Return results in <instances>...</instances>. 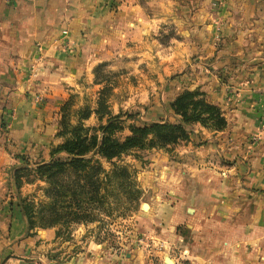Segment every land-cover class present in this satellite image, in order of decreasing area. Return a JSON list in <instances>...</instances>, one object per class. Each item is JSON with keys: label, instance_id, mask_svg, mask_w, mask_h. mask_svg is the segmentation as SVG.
I'll return each instance as SVG.
<instances>
[{"label": "crops", "instance_id": "obj_1", "mask_svg": "<svg viewBox=\"0 0 264 264\" xmlns=\"http://www.w3.org/2000/svg\"><path fill=\"white\" fill-rule=\"evenodd\" d=\"M163 28L178 36L171 39L172 62L206 63L199 70L190 67L184 81L173 85L171 101L183 89L198 87L221 108L227 124L214 130L193 123L189 138L170 147L177 160L157 183L171 195H152L148 203L155 214V226L143 232L150 249L114 250L77 232V242L58 261L56 228L28 231L20 203L12 200L0 208V264H163L166 251L161 254L156 244L168 249L170 264H178L173 254L189 258L187 264H264V245H238L264 240V214L237 220L245 227L230 234L202 230L199 220L208 221V205L218 212V205L236 210L246 203L249 211L262 206L264 212V0H118L116 8L101 0H0V179L23 158L49 159L59 105L70 87L92 80L97 60L115 56L119 48L145 61L154 51L144 54L143 48L159 45L153 34ZM165 109L171 110L170 102ZM191 196L203 201L187 219ZM162 206L169 207L165 219ZM186 220L199 230L189 239L174 232ZM163 221L169 230L158 227ZM225 237L234 238L235 246L224 247Z\"/></svg>", "mask_w": 264, "mask_h": 264}, {"label": "rangeland", "instance_id": "obj_2", "mask_svg": "<svg viewBox=\"0 0 264 264\" xmlns=\"http://www.w3.org/2000/svg\"><path fill=\"white\" fill-rule=\"evenodd\" d=\"M101 2L109 8H116L118 4V0H101ZM176 36L175 31L171 28H163L154 33L153 37L157 39L159 45L154 46L153 50L143 48L144 54L147 51L149 53L154 51L153 56L144 57L145 61L136 62L134 61L135 53L129 52V55L125 56V53L121 52L119 48L114 50L115 56L109 59L97 60L91 68L92 80L87 82L86 79H83L77 82V84L83 83L82 87L76 85L70 87L72 90L59 105L57 119L51 122L53 133L48 143L49 159L51 158V149L61 144L66 138L71 137L75 131L87 136L96 135L100 138L103 134L101 127L112 121L114 128L109 134L115 139L122 140L131 133L132 126L139 125L143 121L168 120L176 122L178 117L174 114L172 108V112L165 109V105L172 102L173 85L184 81L183 77L189 75L188 69L190 67H196L199 70L206 65L203 62H172L171 39ZM192 50L197 49L192 48ZM126 58L129 59L128 62L125 61ZM208 65L210 64L208 63ZM194 76L196 79L200 78L199 74H197V77L196 74ZM195 89L206 94L198 87L191 90ZM171 146L134 148L118 158H113L111 161L101 158L96 152H89L86 156L99 159L106 171L111 170V162L127 164L128 170L134 179L135 187H128L126 179H123V181L122 179H117L118 181L114 179L112 184H106L105 190L101 191L107 196L104 204L98 205L95 203V205H87V208H84L89 214L86 220L70 221V223L62 222L60 225L55 226V232L60 238V243L53 250V255L56 257L54 259L62 261L66 257L67 253L70 252L67 251V247L77 242V232L85 236L91 235L99 243H103L104 246L114 250L119 247L125 250L131 248L150 249L151 244L147 242L148 239L143 232L148 230L147 227L150 225L155 226V222L152 221L151 217L155 214L150 209L144 210L142 203L152 202V197L155 195L158 198L162 195H171L168 187L161 190L159 187L161 184L157 183L158 178H161V180L168 178L167 176L159 177V174L171 172V160H177V157L171 155ZM58 156L59 158H66L64 154ZM40 162L45 161H33L28 157L23 158V161L15 168L11 165L12 168L10 167L7 171L8 175H2L4 179H0V208L3 203L7 204L12 200H17L16 203L18 204L24 199L33 200L34 202L47 200L44 187L48 183L35 172V167ZM69 178L71 176L67 172L60 176V181L65 184ZM143 186L148 187L146 189H150V191L144 190ZM224 196L226 197V195ZM202 201L203 199L199 197L191 196L189 198L188 208H185L187 219L194 217L195 209L200 208ZM228 201L230 200L228 199ZM258 201L260 200L256 201L257 204H259ZM209 207V205L206 206L207 209L205 210L208 221L204 220V217H199V220H201L200 229L211 232L219 229L225 234H230L235 230H243L245 223L241 222L240 228L237 220L243 221L251 214H264L262 206L259 211L254 213L249 211L246 203L236 210L226 209L227 207L224 208L223 205H218L219 213L216 212L214 207ZM65 210L67 209L65 208ZM168 214L169 207L162 206L160 216L165 219ZM192 225V222L186 220L177 225L175 231H173L176 235L189 239L192 234L199 231L198 228ZM158 227L168 228L165 221L159 222ZM256 229L259 230V228ZM261 231H263V228H261ZM224 240V247L231 248L235 246L236 240L234 238L225 237ZM203 241L207 245L214 242V240L209 239ZM216 241L221 240L217 239ZM188 243H191V241H188ZM81 245L80 243L79 246ZM156 245L161 254L166 251L165 258H170L168 249L160 244ZM238 245L253 246L257 250H262L264 240L263 237H257L253 242H243L241 240ZM178 249L176 251H179ZM173 253L171 252V254ZM173 255L175 259H178V264H187L190 261L186 256ZM260 256L264 257V255H259V259L262 261L263 258H260ZM165 258L162 263L170 264L165 261Z\"/></svg>", "mask_w": 264, "mask_h": 264}, {"label": "trees", "instance_id": "obj_3", "mask_svg": "<svg viewBox=\"0 0 264 264\" xmlns=\"http://www.w3.org/2000/svg\"><path fill=\"white\" fill-rule=\"evenodd\" d=\"M170 107L178 117L176 122L143 121L132 126L131 133L118 140L109 134L114 128L111 121L101 127L103 134L100 138L75 131L52 148L51 158L35 167L36 174L48 183L44 187L47 200L20 201L28 231L55 227L62 222L86 220L89 214L84 208L95 203L104 204L107 196L101 191L114 179H126L128 187H135L127 164L111 162V170L106 171L99 159L86 156L89 152H96L101 158L111 161L134 148L166 147L188 139L193 123L214 130L223 129L227 124L221 108L196 89L182 90L174 97ZM59 154H64L66 158H59ZM67 172L71 178L62 184L60 176ZM82 207L84 210H81Z\"/></svg>", "mask_w": 264, "mask_h": 264}, {"label": "water", "instance_id": "obj_4", "mask_svg": "<svg viewBox=\"0 0 264 264\" xmlns=\"http://www.w3.org/2000/svg\"><path fill=\"white\" fill-rule=\"evenodd\" d=\"M142 208H143L144 210H148V208H149V204H148L147 202H143V203H142ZM165 261L168 262V263H172V261H171L169 258H165Z\"/></svg>", "mask_w": 264, "mask_h": 264}, {"label": "built area", "instance_id": "obj_5", "mask_svg": "<svg viewBox=\"0 0 264 264\" xmlns=\"http://www.w3.org/2000/svg\"><path fill=\"white\" fill-rule=\"evenodd\" d=\"M263 120H264V107L262 108Z\"/></svg>", "mask_w": 264, "mask_h": 264}]
</instances>
